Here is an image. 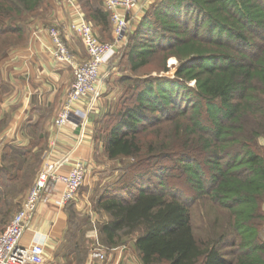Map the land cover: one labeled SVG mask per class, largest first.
Returning <instances> with one entry per match:
<instances>
[{
    "label": "trees",
    "instance_id": "1",
    "mask_svg": "<svg viewBox=\"0 0 264 264\" xmlns=\"http://www.w3.org/2000/svg\"><path fill=\"white\" fill-rule=\"evenodd\" d=\"M79 1L105 34L108 11ZM43 2L0 0V56L24 40L23 16ZM171 56L172 77L136 74L157 57L168 70ZM120 64L122 91L95 137L108 158H133L125 170L133 174L94 197L93 209L107 215L98 224L104 244L132 235L142 264H264V154L254 144L264 135V0H156L128 35ZM39 159L29 147L4 146L0 231ZM169 159L191 197L170 186V165L157 166ZM203 197L226 218L196 237L190 205ZM65 209L75 217L71 204Z\"/></svg>",
    "mask_w": 264,
    "mask_h": 264
},
{
    "label": "crops",
    "instance_id": "2",
    "mask_svg": "<svg viewBox=\"0 0 264 264\" xmlns=\"http://www.w3.org/2000/svg\"><path fill=\"white\" fill-rule=\"evenodd\" d=\"M155 1L138 0L129 14L127 30H134L145 10ZM90 2L104 8L103 0ZM79 12L86 17L79 0H75V6L67 0H44L39 8L23 16L24 40L10 45L0 56V167L4 165L2 151L7 144L29 147L31 152L39 151L37 171L44 162H49L58 164L62 172H67L81 161L86 165L87 172L94 174L96 158L106 155L102 141L95 137V131L103 114L113 107L122 91L120 78L123 73L117 71L116 65H103L102 71H107L108 77L100 95L89 108L86 124L79 127L57 126L55 123L73 79V71L45 49V44H51L46 28H59L77 60H83L86 57L84 46L79 36L70 29V24L79 20ZM86 18L99 37L113 38L111 24L104 34L98 24ZM37 28L40 33L35 37L32 31ZM124 41L123 38L121 44ZM90 102L91 97L83 98L75 102L74 107L85 110ZM95 178L94 175L91 179ZM91 190L90 183L83 192L76 194L71 205L79 215L86 214L90 220H94L98 212L91 204ZM60 191L61 185L57 184L50 192H45L31 216L32 226L46 235V241L58 237L66 225V209L55 202ZM22 196L18 194L14 202L20 203ZM104 216L107 215L104 213ZM30 234V230L24 232V242H27ZM133 249L125 244L122 250L108 252L105 261L92 264L128 263L130 259L134 260L131 256V252H135Z\"/></svg>",
    "mask_w": 264,
    "mask_h": 264
},
{
    "label": "built area",
    "instance_id": "3",
    "mask_svg": "<svg viewBox=\"0 0 264 264\" xmlns=\"http://www.w3.org/2000/svg\"><path fill=\"white\" fill-rule=\"evenodd\" d=\"M75 6L74 0H67ZM138 0H103L105 10L108 11L113 38L102 40L95 33L92 23L82 13H78L79 20L70 24V29L81 39L86 57L77 60L62 32L57 27L46 28L51 44L44 45L47 52L56 60L67 64L73 71V79L55 123L57 126H81L88 122L89 108L100 95L107 71L102 67L108 62L120 46L128 28L129 14L136 7ZM40 29L32 34L38 37ZM91 97L87 109L74 107V103ZM86 167L83 162H77L67 172H62L60 166L44 162L37 171L33 183L21 200L18 208L4 228L0 231V264H44L46 256V235L34 228L30 222L33 212L45 192H50L57 184L61 191L56 199V205L62 207L73 199L81 185ZM26 230H30L27 242L23 241ZM124 244L112 246L110 250H122ZM109 249L98 242L90 249L89 263L105 261Z\"/></svg>",
    "mask_w": 264,
    "mask_h": 264
},
{
    "label": "rangeland",
    "instance_id": "4",
    "mask_svg": "<svg viewBox=\"0 0 264 264\" xmlns=\"http://www.w3.org/2000/svg\"><path fill=\"white\" fill-rule=\"evenodd\" d=\"M75 2V0H74ZM85 16V15H84ZM86 18V17H85ZM87 19V18H86ZM132 31L127 30L124 34V43H122L116 53L108 59L107 65L110 66L111 63L118 67L117 71L123 72L124 69L120 64V55L123 51V48L127 42V37ZM101 39V38H100ZM81 40V39H80ZM103 40V39H102ZM108 40V39H106ZM82 42V41H81ZM83 44V43H82ZM173 57V56H171ZM169 57L166 60V66L168 70H162V60L157 57L153 59L151 63L141 67L136 71L137 75L144 74H153V75H164L172 77L175 71L176 59L173 65L170 63ZM175 58V57H174ZM125 72H127L125 70ZM192 83V82H191ZM255 147L264 154V135H259L254 141ZM97 157L96 162V173H88L87 167L84 175V179L81 185L78 187L76 194L83 192L87 185L91 183V204L93 207L94 197L101 191V189L115 183L123 174L130 175L133 174V171H125L127 165L133 161L131 157H118V158H108ZM168 164L174 165L172 160H161L157 163V166ZM172 167V166H171ZM172 171L168 175L167 179L173 189L179 190L181 194L192 196V190L188 187V184L184 181V175L179 172L176 167L171 168ZM37 170L35 168H29L28 172L25 175V180L27 186L22 190V199L29 190L31 184L34 181ZM96 176L95 179H91L93 176ZM75 194V196H76ZM74 196V197H75ZM78 196V195H77ZM73 197V198H74ZM21 199V200H22ZM73 199L66 202L62 207H66L71 204ZM21 202V201H20ZM20 203H18L19 206ZM17 206V208H18ZM261 208L264 211V201L261 204ZM76 212V211H75ZM97 212V211H96ZM190 217L191 223L193 226V231L196 237H205L214 227L217 231L218 224H220L225 218V212L205 197L195 200L190 205ZM106 216L104 212H98V217L94 220H90V217L86 214L79 215L78 212L75 213L74 218L66 219V225L60 235L55 238L49 239L46 241V256L44 259V264H88V254L90 249L98 242L101 245L106 246L110 252L112 246H107L104 244L101 235L98 231V224L105 221ZM262 236L264 237V221L259 226ZM47 239V238H46ZM133 237L132 235L126 236L121 244H126L127 247L133 249ZM117 246V245H115ZM133 251H135L133 249ZM131 256L134 258L130 259L128 263H118V264H141L140 259L137 256L136 252H131Z\"/></svg>",
    "mask_w": 264,
    "mask_h": 264
},
{
    "label": "bare ground",
    "instance_id": "5",
    "mask_svg": "<svg viewBox=\"0 0 264 264\" xmlns=\"http://www.w3.org/2000/svg\"><path fill=\"white\" fill-rule=\"evenodd\" d=\"M174 62H175V58H174V57H171V58H170V63H171V65H173Z\"/></svg>",
    "mask_w": 264,
    "mask_h": 264
},
{
    "label": "water",
    "instance_id": "6",
    "mask_svg": "<svg viewBox=\"0 0 264 264\" xmlns=\"http://www.w3.org/2000/svg\"><path fill=\"white\" fill-rule=\"evenodd\" d=\"M79 129V127H77V130Z\"/></svg>",
    "mask_w": 264,
    "mask_h": 264
}]
</instances>
